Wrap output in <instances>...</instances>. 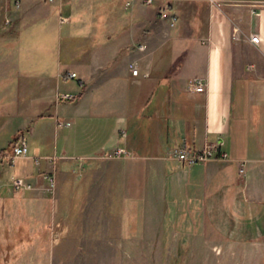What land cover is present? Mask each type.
<instances>
[{"label": "crops", "instance_id": "crops-1", "mask_svg": "<svg viewBox=\"0 0 264 264\" xmlns=\"http://www.w3.org/2000/svg\"><path fill=\"white\" fill-rule=\"evenodd\" d=\"M165 2L20 0L15 9L0 0L14 64L0 72V216L23 202L27 238L88 254L91 233L111 231L119 213L141 223L125 240L165 218L197 236L209 223L223 239L253 237L259 222L254 237L264 238V0ZM162 6L175 22L158 17ZM58 26L60 56L41 65L37 40ZM19 138L26 153L11 161ZM208 146L226 157L190 165L174 156ZM119 148L126 153L114 155ZM16 178L30 188L15 190Z\"/></svg>", "mask_w": 264, "mask_h": 264}, {"label": "rangeland", "instance_id": "rangeland-1", "mask_svg": "<svg viewBox=\"0 0 264 264\" xmlns=\"http://www.w3.org/2000/svg\"><path fill=\"white\" fill-rule=\"evenodd\" d=\"M63 1L65 0L61 2ZM53 2L59 0L48 3ZM11 22L17 29L15 21L11 20L9 23L4 21L3 24L7 27L12 24ZM30 31L31 28L26 30L29 33L22 35V38L26 39ZM36 33L34 30L33 35ZM63 37L64 27L58 26L56 31H49L47 35H42V39L37 40L36 48L43 60L41 65L57 62L60 56L58 46L62 43ZM4 39L6 38H0L2 45L0 51L6 55L0 62V72L6 74L10 69L13 70L14 64H10V58L7 56L8 44ZM12 50L10 53L14 54V49ZM26 142L29 145L30 139ZM17 203V207L15 204H9L7 210L0 216V264H264V238L254 237L260 233L259 222L249 226V234L253 237L223 239L216 231L214 232L209 223H200L203 231L197 236L192 224L168 223L165 218L160 224L144 221L142 225L144 236L125 240L122 236L130 235L131 231L134 235L140 234L141 223L135 226L133 223H122L120 220L121 218L125 220V216L119 213L118 216H113L117 223H114L115 221L112 223L111 231L107 228L99 231L97 227L98 230L91 233L97 238L95 242L97 247L84 249L90 250L88 254H69L66 253L69 250L59 248L55 243L50 245L49 240L27 238L31 226L24 222L26 216L23 212V202ZM32 225L33 230L39 228L38 222ZM114 225L119 229H115ZM129 226L132 227L131 231ZM158 227L163 230L162 233L157 232ZM102 234L111 238L100 239L99 236ZM99 239L104 240L106 244L100 246Z\"/></svg>", "mask_w": 264, "mask_h": 264}, {"label": "built area", "instance_id": "built-area-1", "mask_svg": "<svg viewBox=\"0 0 264 264\" xmlns=\"http://www.w3.org/2000/svg\"><path fill=\"white\" fill-rule=\"evenodd\" d=\"M47 2H52L54 0H46ZM62 0H59V2H61ZM123 1V3L126 5V6H130L134 3H139L141 5H145V6H150L152 5L156 0H121ZM169 1V0H166V2ZM13 6L15 9H19L20 8V0H11ZM165 2V5H167ZM158 17L160 19H166V18H169L170 22L173 23L177 20V17L172 14L166 6H162L159 11H158ZM10 22V19L9 18H6L5 19V23H9ZM250 41L253 42V43H258L259 41V38L257 35H251L250 36ZM139 49L140 50H143V47L140 45L139 46ZM129 68H130V71H131V74L132 75H137L138 73V69L136 67L135 64L131 63L129 64ZM68 75L70 77H75L76 74L74 72H70L68 73ZM192 88L197 91V92H202L204 89H205V81L203 80V78H200V77H196L194 78L191 82H190ZM62 97L64 98H70V96L68 94H65L63 95ZM26 143L25 141L22 139V138H19L18 139V142L17 144H15L12 149H11V155H10V158H11V161L12 159L16 158V157H20V156H24L25 153H26ZM126 153L123 149H116L115 152H114V155H121V154H124ZM174 156L178 159V160H181V161H184L186 162L187 164H196L198 162H205L211 158H220V159H224L226 157V154L225 153H218L216 154L213 149L208 146V147H205L201 150H198V151H190L188 149H184V148H181V149H178L174 152ZM0 159H2V157L0 156ZM12 186L15 190H19L21 188H24V189H28L30 188V185L25 183L22 179H15L13 182H12ZM48 186L50 188L54 187V179L53 177H50L49 180H48Z\"/></svg>", "mask_w": 264, "mask_h": 264}]
</instances>
